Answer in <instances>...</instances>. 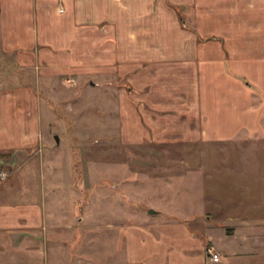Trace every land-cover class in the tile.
Segmentation results:
<instances>
[{
	"label": "rangeland",
	"instance_id": "1",
	"mask_svg": "<svg viewBox=\"0 0 264 264\" xmlns=\"http://www.w3.org/2000/svg\"><path fill=\"white\" fill-rule=\"evenodd\" d=\"M57 1L63 13L64 0ZM166 1L179 16L178 4ZM80 25L90 31L88 42L38 44L34 52L44 49L48 56L33 66L17 67L15 54L2 52L0 43V87L31 89L42 127L37 147L7 154L0 188H16L20 175L46 177L53 197L49 264H131L126 229L184 220L193 228L194 219L211 223L218 243L221 226L240 238L244 233L254 263L264 264V113L253 133L248 114L216 113L210 139L202 131L194 138L195 117L181 132L156 139L151 130L149 138V125H139L138 113L130 114L131 99L121 94L133 90L115 70L122 63L104 57V44L113 48V28L105 20ZM150 208L160 213L151 215ZM198 228L193 230L204 236Z\"/></svg>",
	"mask_w": 264,
	"mask_h": 264
},
{
	"label": "crops",
	"instance_id": "2",
	"mask_svg": "<svg viewBox=\"0 0 264 264\" xmlns=\"http://www.w3.org/2000/svg\"><path fill=\"white\" fill-rule=\"evenodd\" d=\"M155 1L64 0L60 13L57 0H0L1 50L15 54L17 67L33 66L48 56L44 49L34 52L38 44L55 47L72 38L88 42L90 31L80 29V23L105 20L114 41L110 50L104 44V57L109 64L122 63L115 70L127 76L133 90L121 94L131 99L130 114L138 113L139 125L143 120L149 125L147 137L151 130L156 139L181 132L195 117L194 138L202 131L210 139L216 113L248 114L253 133L258 113H264V0H171L179 16L166 0H157L158 8ZM37 105L26 85L0 87V153L6 154L0 165L10 151L20 155L40 144ZM45 179L43 174L20 175L23 183L16 188L8 183L4 192L1 186L0 264H49L46 235L53 197ZM189 223L126 229L125 258L131 264H256L244 233L240 238L221 226L218 243L211 223L192 221L204 236ZM209 248L221 256L219 262Z\"/></svg>",
	"mask_w": 264,
	"mask_h": 264
},
{
	"label": "built area",
	"instance_id": "3",
	"mask_svg": "<svg viewBox=\"0 0 264 264\" xmlns=\"http://www.w3.org/2000/svg\"><path fill=\"white\" fill-rule=\"evenodd\" d=\"M209 255L211 256L212 260L214 262H219L221 259V256L218 255V253L216 251H214V248H209Z\"/></svg>",
	"mask_w": 264,
	"mask_h": 264
},
{
	"label": "water",
	"instance_id": "4",
	"mask_svg": "<svg viewBox=\"0 0 264 264\" xmlns=\"http://www.w3.org/2000/svg\"><path fill=\"white\" fill-rule=\"evenodd\" d=\"M56 139H57V141H59V137L58 136H56ZM148 213L151 214V215H155V214H159L160 211H158V210H156L154 208H150V209H148Z\"/></svg>",
	"mask_w": 264,
	"mask_h": 264
},
{
	"label": "trees",
	"instance_id": "5",
	"mask_svg": "<svg viewBox=\"0 0 264 264\" xmlns=\"http://www.w3.org/2000/svg\"><path fill=\"white\" fill-rule=\"evenodd\" d=\"M179 7V6H178ZM178 10H179V8H178ZM184 17H181V21L184 23ZM3 156H5L4 154L1 156V154H0V157L2 158Z\"/></svg>",
	"mask_w": 264,
	"mask_h": 264
}]
</instances>
